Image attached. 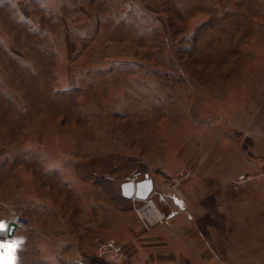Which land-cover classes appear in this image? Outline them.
Segmentation results:
<instances>
[{"label":"rangeland","instance_id":"rangeland-1","mask_svg":"<svg viewBox=\"0 0 264 264\" xmlns=\"http://www.w3.org/2000/svg\"><path fill=\"white\" fill-rule=\"evenodd\" d=\"M262 114L264 0H0V222L28 220L13 264H75L134 209L136 169L160 215L186 179L241 190L264 176Z\"/></svg>","mask_w":264,"mask_h":264},{"label":"crops","instance_id":"crops-1","mask_svg":"<svg viewBox=\"0 0 264 264\" xmlns=\"http://www.w3.org/2000/svg\"><path fill=\"white\" fill-rule=\"evenodd\" d=\"M255 122L252 128L264 131V114ZM259 160L250 168L261 170ZM222 180L186 179L180 182V195L172 196L170 209L160 210L162 222L149 218L152 224L146 227L129 209L116 215L118 227L112 232L99 229L98 234L122 242L125 255L117 264H264V176L248 181L241 190L220 191ZM121 182L120 196L129 199L121 193ZM192 190L193 208L188 202ZM220 202H225L222 214ZM82 238L75 250L86 255V264H101L92 255L91 237Z\"/></svg>","mask_w":264,"mask_h":264},{"label":"built area","instance_id":"built-area-1","mask_svg":"<svg viewBox=\"0 0 264 264\" xmlns=\"http://www.w3.org/2000/svg\"><path fill=\"white\" fill-rule=\"evenodd\" d=\"M144 174V171L136 169L126 175L124 179L125 181L130 180L135 183L137 180L141 179ZM247 179L248 177L239 178L236 182L238 184H242ZM130 199L133 202L134 210L139 215L146 227H149L152 224V222L149 221V218H153L156 222L163 221L162 215L156 211L151 198L147 197L145 199H140L135 196H131ZM4 224L7 227L3 233H0V243L7 242L12 237L14 230L27 226L28 220L23 215L12 212L11 215L5 219ZM92 244L94 248L93 255L100 260L105 261L106 263L117 264L123 259L125 255L122 242L114 237L104 238L100 235H95L92 238ZM73 261L75 264H85L86 255L79 254L74 256Z\"/></svg>","mask_w":264,"mask_h":264},{"label":"water","instance_id":"water-1","mask_svg":"<svg viewBox=\"0 0 264 264\" xmlns=\"http://www.w3.org/2000/svg\"><path fill=\"white\" fill-rule=\"evenodd\" d=\"M154 187V182L149 173H145L144 176L137 180L135 183L126 180L120 183V189L123 196L130 198L135 196L140 199L149 197Z\"/></svg>","mask_w":264,"mask_h":264},{"label":"snow or ice","instance_id":"snow-or-ice-1","mask_svg":"<svg viewBox=\"0 0 264 264\" xmlns=\"http://www.w3.org/2000/svg\"><path fill=\"white\" fill-rule=\"evenodd\" d=\"M6 227L4 223L0 222V233H3ZM18 243L19 242H12L11 244L0 243V262H3V264H13L12 257Z\"/></svg>","mask_w":264,"mask_h":264}]
</instances>
